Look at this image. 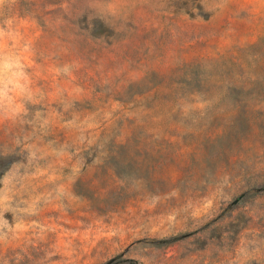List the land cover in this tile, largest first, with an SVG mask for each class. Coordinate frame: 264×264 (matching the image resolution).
I'll return each instance as SVG.
<instances>
[{
  "label": "rangeland",
  "instance_id": "374dc122",
  "mask_svg": "<svg viewBox=\"0 0 264 264\" xmlns=\"http://www.w3.org/2000/svg\"><path fill=\"white\" fill-rule=\"evenodd\" d=\"M0 264H264V0H0Z\"/></svg>",
  "mask_w": 264,
  "mask_h": 264
}]
</instances>
